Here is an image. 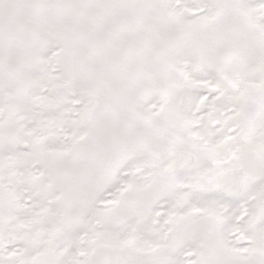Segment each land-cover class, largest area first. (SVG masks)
Listing matches in <instances>:
<instances>
[{
    "label": "snow or ice",
    "instance_id": "1",
    "mask_svg": "<svg viewBox=\"0 0 264 264\" xmlns=\"http://www.w3.org/2000/svg\"><path fill=\"white\" fill-rule=\"evenodd\" d=\"M0 264H264V0H0Z\"/></svg>",
    "mask_w": 264,
    "mask_h": 264
}]
</instances>
